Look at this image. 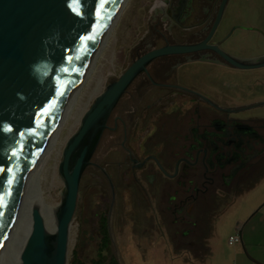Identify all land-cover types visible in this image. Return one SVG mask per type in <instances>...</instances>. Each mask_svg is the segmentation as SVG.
<instances>
[{
    "label": "flooded vegetation",
    "instance_id": "1",
    "mask_svg": "<svg viewBox=\"0 0 264 264\" xmlns=\"http://www.w3.org/2000/svg\"><path fill=\"white\" fill-rule=\"evenodd\" d=\"M159 2L163 5L156 2L154 10L162 12L160 23L140 40L136 61L167 46L205 47L159 57L138 75L133 119L135 125L146 122L147 130L136 142L133 134L127 136L126 120H119L129 169L121 185L106 173L114 190L131 193L134 233L145 205L153 206L157 241L166 237L175 252L202 256L207 249L199 241L214 232L236 194L264 176V66L235 65L264 63V49L249 48L247 39H263L264 26L238 24L233 0L221 16L224 0ZM128 173L133 180L126 185ZM110 220L101 222L108 235ZM148 227L144 234L151 233Z\"/></svg>",
    "mask_w": 264,
    "mask_h": 264
},
{
    "label": "water",
    "instance_id": "2",
    "mask_svg": "<svg viewBox=\"0 0 264 264\" xmlns=\"http://www.w3.org/2000/svg\"><path fill=\"white\" fill-rule=\"evenodd\" d=\"M128 2L0 0V264H68L71 225L86 170L97 171L107 184L110 236L117 260L124 264L113 233L115 190L99 167L100 158L109 147L124 146L126 134L119 120H126L129 133L135 121L133 83L138 75L159 57L195 51L205 44L167 46L137 61L139 43L132 48L121 77L108 78L104 93L94 100L64 149L57 169L60 203L41 204L40 211H33V224L27 216L37 169L55 146ZM156 2L163 5L155 0L148 32L162 16L154 10ZM235 65L245 69L264 63ZM50 104L54 110L45 115Z\"/></svg>",
    "mask_w": 264,
    "mask_h": 264
},
{
    "label": "rangeland",
    "instance_id": "3",
    "mask_svg": "<svg viewBox=\"0 0 264 264\" xmlns=\"http://www.w3.org/2000/svg\"><path fill=\"white\" fill-rule=\"evenodd\" d=\"M154 2L155 0H129L102 56L89 76L72 113L65 122L55 146L37 169L35 194L39 206L45 204L53 207L60 203L61 183L58 179L57 169L64 149L69 140L80 129L82 119L90 110L94 100L104 93L108 78L119 79L121 73L127 68L130 51L148 32L149 11ZM232 5L239 16L238 24L264 26V0H233ZM255 36L251 39L247 38L248 47L262 51L264 49V36H261L263 39L258 38V35ZM134 122L128 137L133 134L134 138L137 137L135 141L140 143L141 140L138 137L145 135L147 123L141 121L135 125L136 122ZM131 143L134 146V140L130 141ZM126 160V153L122 145H114L102 155L99 167L105 173L108 172L117 185H121L122 173L124 169H129L126 166L129 165L126 164ZM119 164L124 167H120ZM132 180L133 177L130 173L124 178L126 185L132 184ZM132 194L140 196L135 191ZM115 197L117 199L113 213V233L116 248L124 264H234L235 249L229 244L230 237L237 234L233 232L234 214L229 213L215 222L214 230L218 228L217 236L209 242L212 254L205 263H202L189 252H175L170 247L166 237H164V242L157 241V234L153 232V227H158L159 224H157V215L153 206L147 209V206L143 204L145 208L140 214V216L142 215V223L138 222L140 224L134 233L132 222L136 215L131 207L130 191L123 189L122 192H119L117 189V191L115 190ZM140 197L144 202L145 197L142 194ZM108 198L109 203L106 201ZM246 199L250 200L249 198ZM246 199L244 202H248ZM109 204V189L103 177L95 170H86L81 181L77 210L71 225L68 264H72L75 256L82 264H93L98 261V248L102 238L99 230L104 233L105 228L106 231V225L101 224V222H105L109 218ZM97 223H99L98 227ZM146 226L151 228V233L144 234ZM106 256L108 262L114 260L120 264L115 255L111 236Z\"/></svg>",
    "mask_w": 264,
    "mask_h": 264
},
{
    "label": "crops",
    "instance_id": "4",
    "mask_svg": "<svg viewBox=\"0 0 264 264\" xmlns=\"http://www.w3.org/2000/svg\"><path fill=\"white\" fill-rule=\"evenodd\" d=\"M244 199L248 202H244ZM229 213L235 216L234 234L239 233L242 238L241 243L231 245L235 249L234 264H264V176L247 191L238 192L219 219ZM217 230L218 228L209 237L199 241L203 244L201 248L207 249V257L201 259V256H195L198 261L205 263L212 254L209 242L215 239Z\"/></svg>",
    "mask_w": 264,
    "mask_h": 264
},
{
    "label": "trees",
    "instance_id": "5",
    "mask_svg": "<svg viewBox=\"0 0 264 264\" xmlns=\"http://www.w3.org/2000/svg\"><path fill=\"white\" fill-rule=\"evenodd\" d=\"M109 245H110V236L108 235L107 231H105L104 228V233H102L101 243L99 244V248H98V261L94 262L93 264H117L116 262H114V260L108 262V258H106L107 257L106 252L108 251ZM199 257L197 256V258ZM206 257L207 254L202 255L201 259H204ZM72 264H82V263L79 262V260L75 256Z\"/></svg>",
    "mask_w": 264,
    "mask_h": 264
},
{
    "label": "bare ground",
    "instance_id": "6",
    "mask_svg": "<svg viewBox=\"0 0 264 264\" xmlns=\"http://www.w3.org/2000/svg\"><path fill=\"white\" fill-rule=\"evenodd\" d=\"M35 193H36V191H35ZM36 194H34V197H33V200H32V203H31V205H30V207H29V214H28V216H27V222H29V223H31V224H33V211L35 210V209H39L40 210V206H39V204L37 203V201H36ZM38 200V199H37ZM54 204V203H53Z\"/></svg>",
    "mask_w": 264,
    "mask_h": 264
},
{
    "label": "built area",
    "instance_id": "7",
    "mask_svg": "<svg viewBox=\"0 0 264 264\" xmlns=\"http://www.w3.org/2000/svg\"><path fill=\"white\" fill-rule=\"evenodd\" d=\"M242 242V238H241V235L238 233L236 234L235 236H232L230 239H229V243L230 245H236V244H239Z\"/></svg>",
    "mask_w": 264,
    "mask_h": 264
},
{
    "label": "snow or ice",
    "instance_id": "8",
    "mask_svg": "<svg viewBox=\"0 0 264 264\" xmlns=\"http://www.w3.org/2000/svg\"><path fill=\"white\" fill-rule=\"evenodd\" d=\"M79 14V13H78ZM82 39H91V37H85V38H82ZM54 109H52V106H51V104L49 105V108L48 109H46L45 110V115H47V114H49L50 113V111H53ZM15 154V153H14ZM0 207H3V204L2 203H0Z\"/></svg>",
    "mask_w": 264,
    "mask_h": 264
}]
</instances>
